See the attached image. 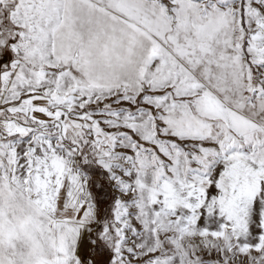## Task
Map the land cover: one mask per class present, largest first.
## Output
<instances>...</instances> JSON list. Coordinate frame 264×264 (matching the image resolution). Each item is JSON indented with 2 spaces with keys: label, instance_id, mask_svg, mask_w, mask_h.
Returning <instances> with one entry per match:
<instances>
[{
  "label": "snow or ice",
  "instance_id": "obj_1",
  "mask_svg": "<svg viewBox=\"0 0 264 264\" xmlns=\"http://www.w3.org/2000/svg\"><path fill=\"white\" fill-rule=\"evenodd\" d=\"M0 264H264V0H0Z\"/></svg>",
  "mask_w": 264,
  "mask_h": 264
}]
</instances>
